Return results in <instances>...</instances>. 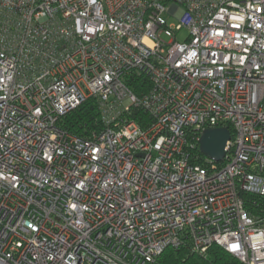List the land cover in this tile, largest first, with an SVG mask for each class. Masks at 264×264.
Returning <instances> with one entry per match:
<instances>
[{
  "label": "built area",
  "instance_id": "1",
  "mask_svg": "<svg viewBox=\"0 0 264 264\" xmlns=\"http://www.w3.org/2000/svg\"><path fill=\"white\" fill-rule=\"evenodd\" d=\"M90 98L102 128L63 127ZM217 127L222 161L199 144ZM247 194L264 198V0H0V264H160L185 243L264 264Z\"/></svg>",
  "mask_w": 264,
  "mask_h": 264
},
{
  "label": "trees",
  "instance_id": "2",
  "mask_svg": "<svg viewBox=\"0 0 264 264\" xmlns=\"http://www.w3.org/2000/svg\"><path fill=\"white\" fill-rule=\"evenodd\" d=\"M142 85L148 88V80H141ZM129 84L135 91H138L137 80L130 79ZM138 122L145 126L149 117L146 112L136 110L132 115ZM61 125L68 130L79 134L88 135L93 130L102 128L99 106L95 99L90 98L73 111L68 113L61 120ZM202 156V154H201ZM245 201L252 214H257L261 205H264V198L251 194L245 195ZM160 264H244L236 256L225 251L219 245H212L205 254H200L191 249L188 243L179 248H167L159 257Z\"/></svg>",
  "mask_w": 264,
  "mask_h": 264
},
{
  "label": "water",
  "instance_id": "3",
  "mask_svg": "<svg viewBox=\"0 0 264 264\" xmlns=\"http://www.w3.org/2000/svg\"><path fill=\"white\" fill-rule=\"evenodd\" d=\"M230 138L231 131L226 127L207 128L202 131L199 139L200 150L205 156L215 161H222Z\"/></svg>",
  "mask_w": 264,
  "mask_h": 264
},
{
  "label": "rangeland",
  "instance_id": "4",
  "mask_svg": "<svg viewBox=\"0 0 264 264\" xmlns=\"http://www.w3.org/2000/svg\"><path fill=\"white\" fill-rule=\"evenodd\" d=\"M170 21H171L170 23L175 22V20H173V21L170 20ZM186 35H187V31L184 30L183 32H181V33L179 34V39H184Z\"/></svg>",
  "mask_w": 264,
  "mask_h": 264
}]
</instances>
